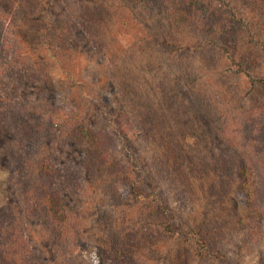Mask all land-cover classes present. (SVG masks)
<instances>
[{
	"label": "trees",
	"instance_id": "obj_1",
	"mask_svg": "<svg viewBox=\"0 0 264 264\" xmlns=\"http://www.w3.org/2000/svg\"><path fill=\"white\" fill-rule=\"evenodd\" d=\"M90 1L95 3L98 0ZM84 2L88 3V0ZM105 2L103 6L107 9L108 0ZM138 2L144 7L139 9ZM0 3H5L4 7L9 9V0H0ZM12 3L13 7L17 8L12 9L11 27L20 32L22 40L17 42L9 33L8 43V36L3 28L4 14L0 12V82L2 84L3 82L9 83L7 61L10 53L16 52L18 47L20 49L24 40H26V47L31 49L27 50L28 53H35L38 50L34 49L36 48L34 44L37 42L39 27L32 26L28 22L36 11L34 1L13 0ZM111 6H113L109 8L111 10L105 12L104 10L96 11L99 10L97 5L86 7L96 13L83 9L81 13L73 17L76 19L74 22L68 15V18L61 17L62 20H56L54 29L58 32L63 21L69 32L74 35L73 41H77L78 34H81L85 42L87 41L94 48L106 47L109 41L114 42L116 38L114 35L119 30L116 34L119 42L128 45L129 50L140 49L139 54L141 56L143 54L145 60L143 67L149 69L151 73H157L155 83L162 91L160 92L162 96L155 99L157 101L154 105V100L149 99L151 95L149 89L144 93L138 89L132 92L128 90L126 93H129L127 97L131 102L136 101L133 95L138 98V102H141V104L133 103L130 114H134L137 110L138 120L148 123V127L145 128L148 131L151 129L149 134H152V142L161 153L160 162H157L156 168L160 175L156 178L157 182L163 183L169 190H173L177 197L183 198L188 192H192L191 186L194 182L203 185L202 183L210 177L214 181V184L209 187V195L213 197V201L206 206L200 221L191 222L192 224L188 219L189 222L183 221L186 229L179 232L176 238L178 228L174 227V222L178 217L173 214V211L167 212L168 216L164 221L155 223V212L144 203L133 205L131 209L126 208L127 205L117 204L115 206L118 209L117 216L109 219L114 223V227H111V232H107L104 213L94 214L98 210L94 203L85 200L87 204L82 207L83 203H81L82 208L80 209L71 208L69 203L72 194L87 193L91 183L89 180L91 171L95 174L91 187H94L96 192L108 187L105 183L107 179L109 186L112 187L120 182V178H116L118 174L110 166V155L113 156L118 151L116 138L107 137L105 132L100 133L99 123H95L99 134L95 139L97 143L92 144L93 149L86 146L91 132L85 129L80 135L76 132L77 144H79L76 158H71L65 152L62 153L64 156L55 154V148L58 146L48 141H54L53 139L59 137L58 142L65 150L67 144H70L66 137L73 133L72 127H77L78 124H75L74 119L67 121L60 119L56 123V128H52L51 133L47 130L36 133L34 129L43 128L47 123V116L42 107L32 115L29 102H27L25 113L32 115V120L28 122L26 118V123H19L20 115L24 116V108L18 97L23 99V92L20 95L13 82L12 91L5 89L0 92V141L6 146L9 140L15 139V143L21 144L24 149L17 150L18 158H16L12 172L10 192L13 199L20 198L21 202L25 195L31 197L28 207L33 213H36L39 206L49 208L46 213H39L41 219L46 222L59 244L64 245V249L70 252L69 254H72L74 249L78 251L79 246L85 249L86 234L89 232L85 228V221L89 220V215H94L95 220L93 222L90 220V225L96 222L101 229V234L107 239V244H110L116 251L115 264L135 263L136 255L143 253L140 250L142 246L144 244L156 246L158 245L156 240L166 242V247L162 251L169 256L170 252L175 250L174 247L193 246L198 258L211 257L216 249L215 235L218 234L220 240L224 239L222 228H226L227 223L231 222L233 217V210H228L226 204L228 196L230 197L228 204L235 199L231 196L233 190L244 194L245 202L249 207L245 214H240L236 218L240 226L243 225L245 230L254 233L263 217L260 211L264 210V200H260L259 195H264V97L254 96V89L259 85L264 89V79L252 77V70L250 67L247 68V63H249L247 58L244 60L233 58L232 66H234L230 69L225 68V72L234 74L237 81L234 85L225 88L213 79L207 78L206 66L198 67L195 60L190 61L185 51L190 50L195 54L197 52L203 54L209 47L218 46L221 54L224 50L228 52V49L221 43L222 39L227 37L231 40L237 29L247 26L246 20L230 0H198V3H192V9L181 8L182 13L185 11L191 13L188 15L192 21L189 24L186 23L188 19L185 14L187 12H185L186 18L179 14L178 16H181L183 20L175 24L181 30L187 26L194 31L195 27L193 33L197 31L201 33L203 40L201 41L200 38L196 40V46L190 44L183 46L181 38L177 36L179 34L173 27L175 16L166 20L164 0H124L122 4ZM142 8H144L143 11H141ZM21 14L23 18L18 20ZM153 20H156V28L160 33L157 36H150L155 39L156 46L151 45V39L147 40V38L145 41L142 38L140 41L134 39L132 42L125 39L124 34H131L137 25H140L141 29L145 27L150 29V23ZM170 21L171 24L168 23ZM3 41L8 44H4ZM249 43L252 45L251 38L241 42L244 47H247ZM66 54L69 60L62 55L59 59L64 64L74 67L72 59L74 52L70 51ZM132 54L134 56L137 53L132 51ZM227 55H231L230 51ZM63 67L68 71V68ZM42 76L43 73L40 76L41 79H43ZM136 76L135 74H131L130 77L126 76L124 82L129 85V79ZM32 86L36 87V85ZM39 88L42 86L37 87ZM237 90L240 92L236 95ZM46 91L52 94L51 89ZM152 91H155L153 87ZM214 91L215 94L218 92L220 94L218 102L213 99ZM160 94L157 92V95ZM71 113L74 112L69 114ZM55 114V112L52 113V117ZM261 118L263 122L258 120ZM13 124L15 138L7 135L9 127ZM130 131L131 129L126 133ZM189 140L193 141L189 142ZM215 146H217V151L212 150ZM6 149V154H9V149ZM65 151L69 153V150ZM240 153H243V161L237 172L234 166L239 165ZM59 164L64 166L60 168ZM158 164L162 166L159 167ZM79 171H81V178L75 175ZM62 175L64 182L62 186H59L55 178ZM237 177L238 182L235 180ZM7 180L9 182V179ZM122 181L125 182L124 179ZM98 185L101 186L97 187ZM157 190L159 191L160 188ZM156 203L166 204L164 198L160 196ZM1 209L0 264H36L38 260L33 254L34 251L31 250L28 238L23 239L21 232L9 224V209ZM161 210L165 211L160 207L158 211ZM163 211L161 212L165 213ZM125 246L132 249L134 255L128 254ZM75 256L78 260L81 259V250Z\"/></svg>",
	"mask_w": 264,
	"mask_h": 264
},
{
	"label": "rangeland",
	"instance_id": "obj_2",
	"mask_svg": "<svg viewBox=\"0 0 264 264\" xmlns=\"http://www.w3.org/2000/svg\"><path fill=\"white\" fill-rule=\"evenodd\" d=\"M33 1L36 11L32 15L33 18L29 19L28 22L32 26L39 27L37 30V45L34 44L36 47L34 49L38 50L35 53H28L27 50L31 49L26 47V40H24L20 49L18 47L16 52L9 54L7 61L9 83L3 82L2 84L0 82V92L5 89L12 91L14 89L12 82L17 86L19 94L23 92V99L18 97L24 108V116L20 115L19 118V123L21 124L26 123V118L30 122V119L32 120L31 116L35 114L38 108L42 107L44 109L47 123L44 124L43 128H35L36 133L41 130H47L48 133H51L52 128H56V123L60 119L64 121L75 120V124H78L77 127H72L73 133L66 137L70 144H67L65 150H69V153L60 146L59 137L53 139L54 141H48L58 146L55 148L54 153L60 156L65 152L71 158H76L79 148L76 132L80 135L85 129L87 132H91L86 141V146L93 149L92 144L97 143L95 139L99 134L95 123H99L100 133L105 132L107 137L116 138L118 151L113 156L110 155V166L118 174L116 178H120V182L124 179L125 182H119L112 187L109 186L107 179L105 183L108 187L105 190L96 192V189L91 187L93 176H95L94 172L91 171L92 173L89 177L91 183L88 186L87 193L72 194L69 203L71 208H82L87 204L85 200L94 203L98 209L94 214L98 212L104 213V223L107 232H111V227H114V223L109 221V219L117 216L116 212L118 209L115 207L117 204L127 205L126 208L131 209L133 205L144 203L145 206L152 208L155 212L154 216L157 221H154L155 223L164 221L168 216L167 212L171 210L178 217L176 222H174V227L178 228L176 230V238L179 236V232L186 229L183 221H190V223L200 221L206 206L213 201V197L209 195V187L214 184V181L209 177L202 183L203 185H200L199 182H194V185L191 186L192 192H188L187 196L183 198L177 197L173 190H169L163 183L157 182L156 178L160 175H158L156 168L157 162H160L159 155L161 153L158 152V148L152 142V134H149L151 129L148 131L145 128L148 127V123L138 120L137 110L134 112L135 115L130 114L133 103L141 104V102H138V98L134 95L132 97L136 98V101L131 102L129 97H127L129 93H126L128 90L132 92V90L136 89L144 93L149 89L151 94L149 99L152 98L155 105L157 101L155 99L162 96L160 94L162 91L158 89V84L155 83L157 73H151L149 69L143 67L145 60L143 54L142 56L139 54L141 53L140 49L129 50L127 49L128 45L116 39L118 38L116 34L119 33V30L114 35V38L116 37L114 42L109 41L106 47L98 46V48H94L87 41L85 42L81 34L77 36L75 33L78 39L73 41L74 35L69 32L67 25L63 21V25L58 32L54 29V25L57 23L56 20H62L61 17L68 18V15L74 22L76 19L73 17L81 13L83 9L90 13L102 12V10L105 12L111 10L109 9L113 7L111 5L122 4L124 0H108L107 9L103 6L106 3L105 0H98V3H93L90 0H88V3H85L84 0ZM230 1L236 6L242 17L245 18L247 26H241L237 29L231 40L227 37L222 39L221 43L228 49V52L224 50L222 55L218 46L209 47L203 54L199 52L195 54L190 50L185 51L191 62L195 60V64L198 67L206 66L208 69L207 78L213 79L218 85L225 88L229 85H234L237 81V77L234 74L225 72V68L230 69L234 66H232L234 64L233 58L237 60L239 58L243 60L247 58L249 60L247 68L250 67L252 70V77L264 79V0ZM12 2L13 0H9V9L4 7L6 6L5 3H0V12L4 14L5 18L3 28H5V33L8 36V43L9 33L14 36L17 42L22 40L19 35L20 32L11 27V22H13L12 9L17 8L13 7L14 4ZM164 2L166 4L164 8L165 15H167L166 20L175 16L173 27L179 34L177 36L181 38L182 45L187 46L190 44L196 46V40L200 38L202 41L201 33L198 31L195 34L193 33L195 27L193 28L194 31L187 26H184V29L181 30L175 24H179L183 20L181 16L185 18L187 16L188 20L186 23L188 24L192 21V18L188 15L190 12L185 11L187 12H184L187 14L185 16L181 8L192 9V3H198V0H164ZM95 5H97L99 10L94 11L86 8ZM137 5L139 9L144 7L140 2ZM138 8L137 11L139 12ZM19 9L21 10V8ZM143 10L144 8L141 11ZM21 13H23L22 10ZM179 14L181 16H178ZM20 18H23V14L17 19L19 20ZM168 23L171 24V21ZM150 24V29L146 27L141 29L140 25L135 26L131 34H124L126 36L125 39L132 42L134 39L140 41L144 38L143 40L145 41L147 38V40L151 39V45L156 46L155 39L150 36H157L160 33H158L156 28V20L151 21ZM249 38H251L252 45L249 43L247 47H244L241 42L243 40L248 41ZM3 43L8 44L6 41H3ZM70 51L74 52V56H72L74 67L64 64L59 59L62 55L69 60L66 53ZM132 51L137 54L133 56ZM229 51L231 55L228 56ZM182 54L185 56L184 52ZM63 66L68 68V71ZM42 73L43 79L40 78ZM131 74L137 76L129 79L128 85L127 82H124V78L126 76L130 77ZM32 85H36V87ZM40 85L42 88L37 89ZM45 87L46 89H44ZM152 87L155 91H152ZM50 89L52 94L46 91ZM157 92L160 95H157ZM239 92L237 90L236 95ZM254 96L264 97V89H262L261 85L255 87ZM219 98V92L215 94L214 91L213 99L215 102H218ZM27 102H29V109H31L32 115L25 113ZM54 112L56 114L52 117ZM70 112L74 113L69 114ZM123 115L125 117H122ZM258 120L263 122L262 118ZM13 127L14 124L9 127V133L7 134L11 138H15ZM129 129H131L132 133L130 131L127 134L126 132ZM192 141L189 140V142ZM2 143L0 141V209H9V224H12L15 229L21 232L23 239L28 238L31 250L34 251L32 253L35 254L38 260L36 264H115L116 251L113 250L110 244H107V239L101 234V229L96 222L90 225L95 220L94 215H89V220L85 221V228L89 231L86 234L85 249L79 246V248L77 247L78 251L74 249L73 255V253L69 254L70 252L64 249V245L59 244L53 231L49 229L45 221H42L39 213L49 211L47 206H39L36 209V213H33L28 207V201L31 197L25 195L23 202L20 201V198L13 199L14 197L10 192L12 172L16 158H18L17 150L21 149L22 151L24 148H22L21 144H16L15 139L9 140L6 146ZM210 147L212 148V146ZM6 148L9 149V154H6ZM212 150L217 151V146L213 147ZM47 154L49 156V153ZM240 154L239 165L234 166L237 172L243 161V153ZM58 166L62 168L64 165L59 164ZM158 166L161 167L162 165L158 164ZM75 175L81 178V171L76 172ZM111 178H113L112 175ZM7 179H9V182ZM55 179L59 186L63 185V175ZM235 180L238 182V177ZM100 186L98 185L97 187ZM158 188H160L159 191L157 190ZM107 190L109 191L107 192ZM159 196L162 199L164 198L166 204L158 205L156 203ZM231 196L235 197V199H232L228 204L230 199L228 196L229 199L226 204L228 210H233V217L231 222L227 223L226 228H222L225 238L220 240L218 239L219 235H215L217 243L214 246L216 249L211 257L198 258L193 246L174 247L173 249L175 250L171 251L169 256L162 251L166 247V242L163 243L156 240L158 242L156 246H152L153 244H144L142 246L140 250L143 253L136 255V262L133 264H264V210L260 211L263 213V217L259 227L255 229L254 233L247 231L243 228V225L240 226L236 221L240 214H245L249 209L245 202V196L242 192L238 191L237 193L236 190H233ZM259 196L260 200H264L263 194ZM81 203H83L82 207ZM159 206L165 209V211L161 210L165 213L158 211L160 209ZM82 210L84 211V209ZM0 222H2L1 217ZM80 250L82 258L78 260L75 254ZM126 250L128 254L134 255L132 249L126 247Z\"/></svg>",
	"mask_w": 264,
	"mask_h": 264
}]
</instances>
